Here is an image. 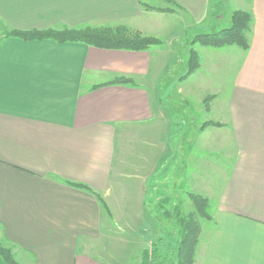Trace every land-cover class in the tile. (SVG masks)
Here are the masks:
<instances>
[{"label":"crops","instance_id":"obj_1","mask_svg":"<svg viewBox=\"0 0 264 264\" xmlns=\"http://www.w3.org/2000/svg\"><path fill=\"white\" fill-rule=\"evenodd\" d=\"M159 1L0 0V243L19 264H107L101 244L110 242L113 205L126 209L120 182L126 167L134 169L141 213L157 211L160 188L170 190L163 196L170 202L194 193L211 204L194 264H264V0ZM235 10L252 18L247 50L192 46L200 66L190 76L203 89L196 98L201 105L203 96L214 97L200 110L202 123L221 126L199 124L180 154L163 136L169 123L152 94L159 48L105 50L3 36L13 29L121 25L158 37L208 18L229 23ZM121 76L132 84H108ZM195 93L188 89L187 98ZM131 141L144 148L134 163L119 155Z\"/></svg>","mask_w":264,"mask_h":264},{"label":"rangeland","instance_id":"obj_2","mask_svg":"<svg viewBox=\"0 0 264 264\" xmlns=\"http://www.w3.org/2000/svg\"><path fill=\"white\" fill-rule=\"evenodd\" d=\"M152 2L155 5H161V1L159 0H152ZM223 16H226V14H223ZM180 22H184V25L186 26L191 24V21L189 20H183ZM229 25L230 19L228 23V21L215 22L214 19L208 18L196 28L184 29V27H182L179 30H172L171 32L175 35L160 34L156 38L165 41V45L159 47L162 45L160 44L159 46H153L151 48L155 50H158L159 48L160 50V54H158L157 58L152 59L151 64L150 79L155 70L156 64L159 68L158 73H156L152 80V94L157 98V103L162 108L161 114L167 118L169 123V131L166 134L163 133V136L165 139H168V141H166L168 142V146L171 149L175 147V151L178 154L184 150L182 143L186 142L188 138L191 140V138L196 136L198 126L204 119L200 110L202 107L204 111L206 110L204 105V98L206 96H203L201 105L199 104L198 98H196L198 95V89H201L199 78L193 75L185 79H180V77L185 75L187 70L186 61L188 52L190 48H193L190 44L191 40L197 34L221 30L223 28H227ZM232 49H236V47L233 46ZM227 79L229 80L228 76H224L225 82L224 85L221 86L223 89L228 88L230 85L229 83H226ZM212 81L214 84V80ZM188 89H193V91L196 92L194 98H187L186 91ZM213 98L207 100L205 104L209 106V103L213 100ZM184 135H187V137L185 138ZM138 148L140 151H144V148H140V146L136 145L134 141H131L125 147L122 146L120 148L119 155L123 156V153H125L124 159H128V161L134 163V160L136 159V150ZM192 148H194L192 156L199 155L198 146L196 148L191 147V149ZM227 151H229V148ZM225 156H227V153H224V158L222 160L224 165H228L230 159H226ZM206 159L217 158L208 154ZM122 172L125 174V177L121 179L120 182L123 183L125 187L124 196L122 197L124 198L123 205H125L126 209L125 211H117V207L113 205L116 209H114L111 221L112 234L110 242H108L109 240H104L107 242L102 243L101 248H103L102 251H104L105 256L104 261H106L107 264H141V254L143 251L147 250L148 252H151V249L157 242L159 236H164L165 238V234H171V237L175 238L176 230L173 229L170 222H166L162 218L159 210L150 212L147 211L143 213L138 211V207H136L137 189L136 180L134 179V169L126 167L122 169ZM165 190L167 189L160 188L159 196L157 198L158 202L165 198L163 197L165 194H171L170 190L169 192H166ZM188 194L189 193H187V196L183 197L181 203H179L183 214L194 211ZM176 200L177 199H175V202L171 201L167 204L166 208L171 207L172 204H178ZM212 208L213 207L210 204L208 209L209 214H211ZM198 221L200 228L201 225L204 226L206 224V220L204 219L199 218ZM142 225L143 227H141ZM137 228L140 230L139 232H141V234L137 233ZM142 229L146 230L141 231ZM165 243L168 244L166 240ZM1 245L10 248V246L6 243H1ZM168 245H170V243ZM94 255L102 258L100 254L94 253Z\"/></svg>","mask_w":264,"mask_h":264},{"label":"trees","instance_id":"obj_3","mask_svg":"<svg viewBox=\"0 0 264 264\" xmlns=\"http://www.w3.org/2000/svg\"><path fill=\"white\" fill-rule=\"evenodd\" d=\"M173 3L172 0H165ZM177 6V5H176ZM147 9L157 10L161 12H170L171 9L154 8L146 6ZM252 18L251 15L242 10H235L230 14V25L221 30L200 33L193 37L191 46L200 44L207 47L221 48L226 46H236L242 50H247L249 47L248 34L250 33ZM5 38L15 37L24 41L35 40H52L57 43L77 42L83 43L95 48L105 50H127V51H146L153 46H159L162 41L156 37L144 36L137 30L129 29L125 26L116 27H90L86 26L80 29L61 30L44 29V30H9L3 35ZM187 70L185 75L180 79H185L192 75L200 66L198 53L194 48H190L186 61ZM108 84H132V80L126 77H117ZM97 87V85L95 86ZM213 96H206L204 98L205 109L208 105L205 104L207 100L212 99ZM221 126L217 122H204L200 129L206 126ZM70 185L88 190V187L79 183H69ZM104 211L109 214V209L106 203L100 196H96ZM192 202L194 211L183 214L181 205L172 204L171 207L166 208L170 203V199L164 198L158 202L157 210H159L162 218L166 222H170L173 229L176 230L175 238L171 234L160 237L151 249L141 254V264H194L195 249L198 243L200 234V224L198 219L210 220L209 202L206 198L194 194H188ZM168 242L170 245L165 243ZM161 246V247H160ZM161 248V249H160ZM0 258L5 264H19L15 259L12 250L0 243Z\"/></svg>","mask_w":264,"mask_h":264}]
</instances>
